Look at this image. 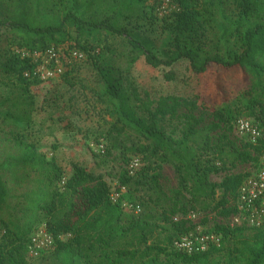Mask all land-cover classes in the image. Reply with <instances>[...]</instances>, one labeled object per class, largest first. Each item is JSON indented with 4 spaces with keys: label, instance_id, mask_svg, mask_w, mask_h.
<instances>
[{
    "label": "trees",
    "instance_id": "16d2710c",
    "mask_svg": "<svg viewBox=\"0 0 264 264\" xmlns=\"http://www.w3.org/2000/svg\"><path fill=\"white\" fill-rule=\"evenodd\" d=\"M42 1L11 9L0 0V29H8L31 50L58 48L73 40V49L81 50L82 60L90 62L98 82L95 93L116 125L140 139L127 164L133 157L142 164L133 175L125 169L118 185L126 191L116 202L106 178L81 163L74 162L65 176L54 158L24 139L34 110L31 80L25 73H33L36 63L16 52L9 54L1 71L16 78L19 90L0 102V126L11 143L0 160V220L6 229L0 264H25L30 237L40 222L54 237L53 248L43 253L49 252L60 264H126L128 256L134 264H264V222L256 228L217 223L206 231L220 234L221 245L201 253L189 255L172 246L193 228L187 216L198 203L215 201L224 214L235 212L234 205L227 204L230 197L236 200L250 173L233 169L253 157L231 135L240 117L253 120L263 131L257 144H246L264 145V0H175L177 7L163 17L167 35L159 50L153 39L123 22L131 2L147 0H114L103 14L93 15L86 13L98 0H55L43 8ZM95 36L122 38L130 47V63L140 56L153 67L185 59L197 78L216 65L241 71L246 80L219 103L209 104L198 94L191 99L168 94L153 104L125 85L123 72L111 59L117 55L111 44L97 48L87 41ZM167 117L184 118L186 126L179 136L166 130ZM144 158L149 160L144 163ZM161 163L171 164L178 178L170 193L163 188ZM218 173L225 175L213 181L211 176ZM124 201L139 204L141 212L126 209ZM161 223L169 225L173 235V250L165 260L152 255L159 246L148 245ZM126 237L138 241L127 240L130 246L111 249ZM98 250L102 255L93 261Z\"/></svg>",
    "mask_w": 264,
    "mask_h": 264
},
{
    "label": "rangeland",
    "instance_id": "374dc122",
    "mask_svg": "<svg viewBox=\"0 0 264 264\" xmlns=\"http://www.w3.org/2000/svg\"><path fill=\"white\" fill-rule=\"evenodd\" d=\"M54 1L43 0L41 6L43 8L46 3L53 4ZM113 1L98 0L86 15L103 14ZM157 1L159 3L157 6L153 5L154 0L131 2L126 9L129 17L123 22L153 39L156 49L159 50L163 47L167 35L163 31V17L175 9L177 3L175 0ZM1 3L11 9L19 3L33 7V0H1ZM103 37H90L87 41L93 42L95 47L104 42L111 44L117 53L111 59L116 68L123 72L125 85L136 89L144 101L153 104L160 96L168 94L188 99L198 94L209 104L219 103L224 96L231 95V92L240 88L246 80L241 71H225L216 65H211L204 75L197 78L185 59L171 66L153 67L146 62L144 56H140L136 62L130 63V47L122 38ZM18 41V37L8 29H0V102L19 90L16 78L1 71L4 60L14 52L22 57L32 52L31 48L21 46ZM73 47V40L58 47L61 49L60 61L63 66L61 74L43 79L33 72L28 77L31 80L30 92L34 98V110L31 126L24 132V139L34 143L40 153L46 154L50 159L54 158L63 168L65 176L72 172L73 163L79 162L89 170L102 174L113 187L119 183L127 161L135 154L134 148L140 139L133 131L116 125L115 118L109 113L106 103L102 102L95 93L98 82L90 62L73 59L70 55ZM44 50L36 49L39 55L35 60L38 63H45L46 59L41 54ZM163 125L175 136H179L186 126L183 117H167L163 120ZM231 135L253 156L248 162L233 169V172L244 174L255 172L264 161V145L254 147L247 145L246 137L239 135L235 128L232 129ZM7 137V132L2 131L0 126V160L2 151L11 145ZM101 145L103 149L100 148ZM147 160L149 159L144 158V163ZM151 161H155V158H151ZM161 165L163 188L170 193L172 189L177 188L178 178L171 164L161 163ZM224 175L225 173L213 174L211 178L220 182ZM18 185L20 184L16 186ZM235 202V198L230 197L227 205L231 207ZM191 212L197 214L196 220L203 229H213L217 223H229L230 219L221 208L215 207V201L210 204L198 203L196 209ZM44 225L45 223H38L33 233ZM172 237V229L169 225L161 223L148 241V245L154 244L160 247V249L155 248L152 255H159L160 260L167 259L173 250L170 245ZM127 240L130 243L138 241L134 237L120 238L113 243L111 249L115 251L130 246L126 244ZM144 246L145 244L140 243L141 248ZM49 254V252L32 253L27 247L24 254L25 264H60ZM100 255L102 251L98 250L93 256V261ZM82 264L85 262L83 261ZM126 264H134V260L128 256Z\"/></svg>",
    "mask_w": 264,
    "mask_h": 264
},
{
    "label": "built area",
    "instance_id": "2783aa9c",
    "mask_svg": "<svg viewBox=\"0 0 264 264\" xmlns=\"http://www.w3.org/2000/svg\"><path fill=\"white\" fill-rule=\"evenodd\" d=\"M169 1V0H167ZM61 49L56 47L46 48L42 54L45 63H38L35 57L38 56V51L32 50L31 53L23 55L24 57H30L36 63L34 73L38 74L43 79H50L55 74H61L63 72V66L60 61ZM70 55L75 60H82L85 54L79 49H71ZM27 77L32 73L26 72ZM236 130L239 135L246 137V139L252 144H257L263 137L262 129L254 123L253 120L245 117H240L236 121ZM103 149V145L100 146ZM141 159L139 157H133L130 159L126 168L129 174L133 175L141 166ZM126 191V187L123 185H116L111 188L110 198L112 201H118L122 194ZM123 206L129 210L138 213L141 210L139 204H130L123 202ZM235 212L231 214L229 219V225L232 227L246 226V227H260L264 222V161L258 169L250 173V175L243 181L238 190V195L235 202ZM197 214L195 212L189 213L187 219L192 222L193 228L174 239L173 248L177 251L184 252L192 255L201 253L208 250L211 246H220L222 243V237L220 234L213 231H206L199 227L196 220ZM178 220V217L175 218ZM6 233V229L2 226L0 220V255L2 252L3 239ZM54 246V237L50 234L46 226L42 227L38 231L34 232L29 241V249L32 253L38 254L39 252L49 251Z\"/></svg>",
    "mask_w": 264,
    "mask_h": 264
}]
</instances>
